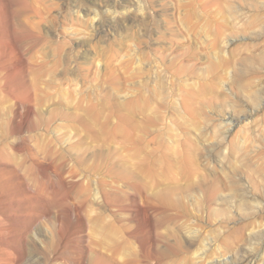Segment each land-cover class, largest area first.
I'll list each match as a JSON object with an SVG mask.
<instances>
[{
  "label": "rangeland",
  "instance_id": "374dc122",
  "mask_svg": "<svg viewBox=\"0 0 264 264\" xmlns=\"http://www.w3.org/2000/svg\"><path fill=\"white\" fill-rule=\"evenodd\" d=\"M29 1L36 43L0 0V264L264 263V0Z\"/></svg>",
  "mask_w": 264,
  "mask_h": 264
},
{
  "label": "bare ground",
  "instance_id": "6f19581e",
  "mask_svg": "<svg viewBox=\"0 0 264 264\" xmlns=\"http://www.w3.org/2000/svg\"><path fill=\"white\" fill-rule=\"evenodd\" d=\"M151 0H149V2H150ZM123 2L124 3H130V4H136V6L139 8V10L143 13V10H144V3L141 1V0H123ZM20 8L18 9V11H17V15L19 16V20L16 22V23H19V25H20V27H21V31L22 30H25V32H27V35H28V37H29V41H30V43H36V42H38V41H40L41 40V38L43 37V31H41V27H44V25L46 26V27H49L52 23V20H53V15H52V13H48V14H44L45 13V11H49L53 6H54V3H49V4H43L44 5V9L42 10L41 8H40V6L39 7H35L34 6V4H32L29 0H22V2H20ZM34 7L36 8V9H38L39 10V12H37V11H32V10H34ZM136 7V8H137ZM129 8H131V7H129ZM125 9V8H124ZM128 9V8H127ZM138 10V9H137ZM31 13V12H34L35 13V15H37V16H39V19L37 20V21H33V22H24V23H22L21 21H20V18H21V13ZM15 14H16V12H14ZM114 13H117V11L116 10H114ZM122 13H125V15L128 13V10H123V12ZM83 14V13H82ZM16 16V15H15ZM94 18V17H93ZM97 17H95V19H96ZM50 27H52V25L50 26ZM45 30V29H44ZM163 67V66H162ZM256 201H258V200H256ZM155 208H159V207H155ZM160 209V208H159ZM156 210V209H155ZM154 210V211H155ZM156 212V211H155ZM165 212H167V211H165V210H157V212L155 213V215H156V217H157V220L158 221H160V220H164V214L163 213H165ZM163 214V215H162ZM157 225H160V223L158 224L157 223ZM39 236V235H38ZM177 245H178V243H177ZM176 247H178V246H176ZM158 248V249H157ZM155 247V249H156V251H155V255L156 256H154V255H152V256H154V257H151V254H143L139 259H138V263L139 264H150V260L152 259V260H154V262L155 263H158V261H159V259L162 257V255L163 254H165V251H162L161 249H159V247ZM145 252V251H144ZM94 252L93 251H91V253L90 254H88L87 255V259H88V264H110L109 263V260H115V258H116V254L115 253H110V255L108 254H104L103 255V261H99V259L97 258V257H94ZM251 255V254H250ZM251 257H252V255H251ZM94 258H96V260H98V261H96ZM108 258V259H107ZM253 259V258H252ZM224 260V261H223ZM251 260V259H250ZM35 261H37V260H35ZM222 261L223 262H225V259H222L221 261H218V262H214L215 264H218V263H222ZM249 261V260H248ZM253 261V260H252ZM254 262V261H253ZM253 262H251V263H249V264H257V262H255V263H253ZM247 263V262H246ZM259 264H264V263H259Z\"/></svg>",
  "mask_w": 264,
  "mask_h": 264
}]
</instances>
